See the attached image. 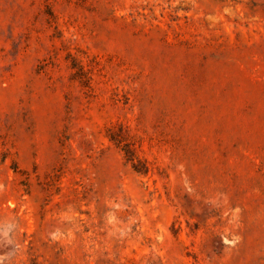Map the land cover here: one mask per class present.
Segmentation results:
<instances>
[{
	"label": "rangeland",
	"instance_id": "rangeland-1",
	"mask_svg": "<svg viewBox=\"0 0 264 264\" xmlns=\"http://www.w3.org/2000/svg\"><path fill=\"white\" fill-rule=\"evenodd\" d=\"M0 264H264V0H0Z\"/></svg>",
	"mask_w": 264,
	"mask_h": 264
}]
</instances>
